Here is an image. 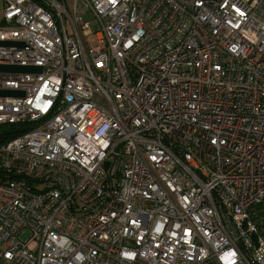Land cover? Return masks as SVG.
<instances>
[{"label":"built area","instance_id":"built-area-1","mask_svg":"<svg viewBox=\"0 0 264 264\" xmlns=\"http://www.w3.org/2000/svg\"><path fill=\"white\" fill-rule=\"evenodd\" d=\"M0 65V264H263L264 0H0Z\"/></svg>","mask_w":264,"mask_h":264},{"label":"trees","instance_id":"trees-1","mask_svg":"<svg viewBox=\"0 0 264 264\" xmlns=\"http://www.w3.org/2000/svg\"><path fill=\"white\" fill-rule=\"evenodd\" d=\"M29 125V123L0 125V144L27 130ZM248 211L251 212L252 219L258 225V234L264 238V200L257 205L251 206Z\"/></svg>","mask_w":264,"mask_h":264},{"label":"water","instance_id":"water-1","mask_svg":"<svg viewBox=\"0 0 264 264\" xmlns=\"http://www.w3.org/2000/svg\"><path fill=\"white\" fill-rule=\"evenodd\" d=\"M18 46H23L22 43H17ZM40 69L35 66H19V65H0V72H15V73H27L38 72ZM0 95L3 96H22L23 92L20 90H0ZM243 228L246 229L247 225L243 222ZM251 240L255 247H258V240L255 234H251Z\"/></svg>","mask_w":264,"mask_h":264},{"label":"rangeland","instance_id":"rangeland-1","mask_svg":"<svg viewBox=\"0 0 264 264\" xmlns=\"http://www.w3.org/2000/svg\"><path fill=\"white\" fill-rule=\"evenodd\" d=\"M263 264H264V262H263Z\"/></svg>","mask_w":264,"mask_h":264}]
</instances>
